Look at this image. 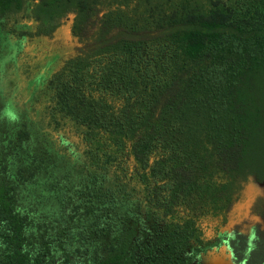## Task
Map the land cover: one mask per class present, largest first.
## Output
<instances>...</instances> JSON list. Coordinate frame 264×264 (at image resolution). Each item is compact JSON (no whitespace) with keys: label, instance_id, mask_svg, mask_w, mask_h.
<instances>
[{"label":"trees","instance_id":"obj_1","mask_svg":"<svg viewBox=\"0 0 264 264\" xmlns=\"http://www.w3.org/2000/svg\"><path fill=\"white\" fill-rule=\"evenodd\" d=\"M23 11L78 45L48 129L0 89V264L263 262L264 0H0V35Z\"/></svg>","mask_w":264,"mask_h":264},{"label":"rangeland","instance_id":"obj_2","mask_svg":"<svg viewBox=\"0 0 264 264\" xmlns=\"http://www.w3.org/2000/svg\"><path fill=\"white\" fill-rule=\"evenodd\" d=\"M27 11L20 12L13 18L14 22L16 21L17 35H0V81L2 83L0 89L2 92L6 90L8 95L14 94V101L24 108L21 114L23 119L27 118L28 111L29 127L36 134L37 130L48 129V118H45L46 83L72 56L78 43L71 33L73 15L65 19L51 36L35 37L33 33L36 23L28 17ZM9 97H3L4 109L12 106ZM25 106H28L29 110ZM67 130V124H64L60 130L53 132L56 134L53 135L57 140L58 137L67 140ZM47 132L50 133L46 130ZM257 193H262L264 198V185L253 187L249 191L244 208L245 216L248 214L252 198ZM262 208L264 209V203L258 205L260 211ZM259 224L262 226L260 219ZM247 229L251 230L250 227ZM213 230L215 229L212 226L206 225V232L210 237L224 235L227 227L222 228L219 233ZM252 234L250 232L249 240ZM249 244L247 243L249 247L254 246V251L245 260L237 258L235 254L233 256L227 247L228 249L222 248L216 253L204 256L201 264H264L262 240L253 242L251 240V245Z\"/></svg>","mask_w":264,"mask_h":264}]
</instances>
